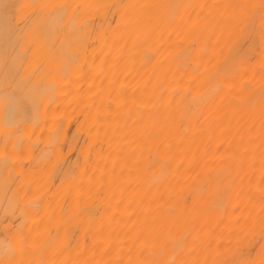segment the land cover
Segmentation results:
<instances>
[{"label": "bare ground", "instance_id": "obj_1", "mask_svg": "<svg viewBox=\"0 0 264 264\" xmlns=\"http://www.w3.org/2000/svg\"><path fill=\"white\" fill-rule=\"evenodd\" d=\"M0 264H264V0H0Z\"/></svg>", "mask_w": 264, "mask_h": 264}]
</instances>
